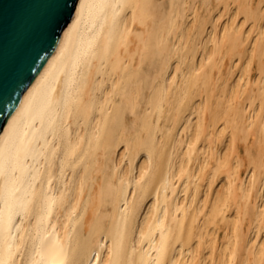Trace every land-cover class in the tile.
Returning <instances> with one entry per match:
<instances>
[{
	"label": "bare ground",
	"instance_id": "obj_1",
	"mask_svg": "<svg viewBox=\"0 0 264 264\" xmlns=\"http://www.w3.org/2000/svg\"><path fill=\"white\" fill-rule=\"evenodd\" d=\"M0 264H264V0H79L0 138Z\"/></svg>",
	"mask_w": 264,
	"mask_h": 264
},
{
	"label": "water",
	"instance_id": "obj_2",
	"mask_svg": "<svg viewBox=\"0 0 264 264\" xmlns=\"http://www.w3.org/2000/svg\"><path fill=\"white\" fill-rule=\"evenodd\" d=\"M79 0H0V138L75 16Z\"/></svg>",
	"mask_w": 264,
	"mask_h": 264
},
{
	"label": "rangeland",
	"instance_id": "obj_3",
	"mask_svg": "<svg viewBox=\"0 0 264 264\" xmlns=\"http://www.w3.org/2000/svg\"><path fill=\"white\" fill-rule=\"evenodd\" d=\"M233 11V10H232ZM227 18H228V15H226L225 13L219 18V22H220V24H224L225 22H226V20H227ZM223 72H227V67L225 68V67H223ZM247 72H250V77L252 78V79H255L256 77H257V75H258V71H257V68H256V63L254 62L253 63V66H252V68L250 67V70H248ZM240 75H242V72H241V70L239 69V68H236V70H235V73H234V77H238V76H240ZM245 97V95H242V98H244ZM238 144L240 145V149H241V151H240V153H241V155L243 156V154H245V150H244V140H242V139H240V140H238Z\"/></svg>",
	"mask_w": 264,
	"mask_h": 264
}]
</instances>
